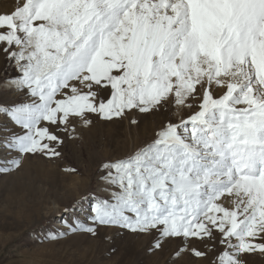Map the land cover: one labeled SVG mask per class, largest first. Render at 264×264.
<instances>
[{
	"label": "snow or ice",
	"instance_id": "obj_1",
	"mask_svg": "<svg viewBox=\"0 0 264 264\" xmlns=\"http://www.w3.org/2000/svg\"><path fill=\"white\" fill-rule=\"evenodd\" d=\"M0 45L19 70L11 84L34 98L0 104L20 129L0 139L18 153L11 168L26 154L60 155L50 127L88 125L87 114L146 113L170 100L183 107L203 90L194 115L101 165V179L119 191L111 202L93 197L91 215L83 210L91 225L65 220L68 231H155L157 249L173 238H219L218 264L264 254V0H22L0 13ZM213 86L225 89L218 98Z\"/></svg>",
	"mask_w": 264,
	"mask_h": 264
},
{
	"label": "rangeland",
	"instance_id": "obj_2",
	"mask_svg": "<svg viewBox=\"0 0 264 264\" xmlns=\"http://www.w3.org/2000/svg\"><path fill=\"white\" fill-rule=\"evenodd\" d=\"M21 2L0 0V13L12 11ZM18 75L15 61L0 52V104L13 106L34 99L26 89L20 90L11 84ZM224 90L213 86L214 98ZM110 91L108 88L101 93L105 101ZM202 91L183 107H177L170 100L146 113L125 110L122 118L112 119L87 114L91 121L88 125L76 119L67 130L63 125L50 127L62 141L51 145L60 153L58 157L26 154L19 167L11 168L7 161L18 153L0 148V167L10 168L8 172H0V264H218V256L225 250L219 238H192L186 243L183 238H173L157 249L155 231L134 233L118 226L96 225V234L92 235L68 231L65 224V220L71 222L78 217L91 225L83 210L87 209L91 215L93 197L111 202V193L119 191L101 179L104 175L101 165L131 156L156 139L167 123H179L194 115L200 110ZM8 130L20 131L19 126L0 113V139L9 134ZM221 202L232 207L230 199ZM74 204L79 210L64 212ZM192 248L205 255L195 256ZM242 259L245 264H264V254L259 252L246 254Z\"/></svg>",
	"mask_w": 264,
	"mask_h": 264
},
{
	"label": "bare ground",
	"instance_id": "obj_3",
	"mask_svg": "<svg viewBox=\"0 0 264 264\" xmlns=\"http://www.w3.org/2000/svg\"><path fill=\"white\" fill-rule=\"evenodd\" d=\"M6 85H8V86H9V85H10V83H6Z\"/></svg>",
	"mask_w": 264,
	"mask_h": 264
}]
</instances>
